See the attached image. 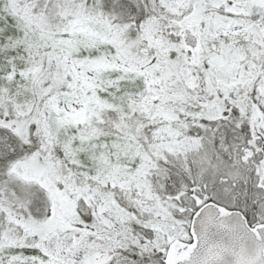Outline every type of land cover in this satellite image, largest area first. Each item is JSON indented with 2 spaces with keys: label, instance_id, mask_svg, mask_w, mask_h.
Listing matches in <instances>:
<instances>
[{
  "label": "snow or ice",
  "instance_id": "1",
  "mask_svg": "<svg viewBox=\"0 0 264 264\" xmlns=\"http://www.w3.org/2000/svg\"><path fill=\"white\" fill-rule=\"evenodd\" d=\"M0 264H264V0H0Z\"/></svg>",
  "mask_w": 264,
  "mask_h": 264
}]
</instances>
